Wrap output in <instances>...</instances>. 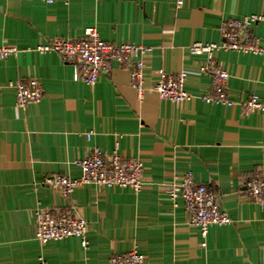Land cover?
<instances>
[{
  "label": "crops",
  "instance_id": "obj_1",
  "mask_svg": "<svg viewBox=\"0 0 264 264\" xmlns=\"http://www.w3.org/2000/svg\"><path fill=\"white\" fill-rule=\"evenodd\" d=\"M0 0V45L19 53L0 61V264H106L133 249L144 264H264V205L245 195L244 181L264 172V110L243 115L238 106L205 105L211 79L200 73L205 56L193 43L219 44L228 19L262 14L264 0ZM87 27L111 45L150 48L144 86L156 71L185 73L194 98L179 106L145 91L138 100L129 71L113 64L97 84L72 80V66L57 54L34 49L60 38L78 40ZM264 34V23L252 29ZM228 74L227 95L264 104V57L219 51ZM37 79L41 102L19 109L9 83ZM89 135V136H88ZM124 159L143 163L142 188L81 185L63 199L42 186L47 175L72 179L70 165L91 149L109 156L115 143ZM208 187L231 223L209 227L205 239L188 225L181 200L165 194L185 173ZM73 209L88 223L87 248L75 238L41 247L34 238V210Z\"/></svg>",
  "mask_w": 264,
  "mask_h": 264
},
{
  "label": "built area",
  "instance_id": "obj_2",
  "mask_svg": "<svg viewBox=\"0 0 264 264\" xmlns=\"http://www.w3.org/2000/svg\"><path fill=\"white\" fill-rule=\"evenodd\" d=\"M51 5L56 2L68 4L69 0H42ZM184 0H175V8L180 9ZM259 23H264L262 14H251L240 18L228 19L221 23L219 33L221 43H193L188 47L191 55H204L205 62L199 68L201 74L211 79V92L200 97L205 105L238 106L243 115L264 110V104L257 96H249L243 101L235 102L228 98L226 87L227 72L219 66L215 55L219 51L238 52L264 57V34L253 35L252 29ZM39 54L55 53L65 63L72 66V80L86 86H94L99 78L108 73L113 64L129 71L131 86L141 100L145 91L154 92L161 101L175 106L190 102L194 97L185 90L187 75L178 73L171 75L163 70H157L156 81L152 87L144 86L145 59L151 49L134 46L128 43L111 45L102 41L94 27H87L83 37L78 40L55 38L34 49ZM19 50L16 47L0 45V61L16 57ZM15 94V103L19 109L41 102L44 90L37 79L17 80L9 83ZM89 136V135H88ZM116 142L109 156H104L98 149H91L84 158L72 161L70 165L79 169L81 175L72 179L66 175H47L42 179V186L58 193L63 199L69 198L74 190L81 185H94L100 188L130 189L139 193L142 188L143 163L138 159H124L119 153ZM178 182L166 188L165 194L172 202L173 208H178L177 200L183 203V209L188 214V225L198 229L201 237L206 238L209 227L224 226L231 223L227 214L222 211L216 195L206 186L197 184L192 173H185L177 179ZM244 192L255 205H264V172L257 171L244 181ZM34 238L41 247L50 242H60L75 238L80 246L87 248L86 234L88 223L77 215L73 209L51 211L42 207L34 210ZM37 264H48L40 255ZM106 264H144V256L133 249L124 254L112 255Z\"/></svg>",
  "mask_w": 264,
  "mask_h": 264
}]
</instances>
